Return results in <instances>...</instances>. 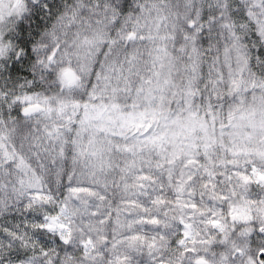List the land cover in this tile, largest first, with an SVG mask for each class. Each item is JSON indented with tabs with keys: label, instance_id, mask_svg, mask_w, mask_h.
Wrapping results in <instances>:
<instances>
[{
	"label": "clouds",
	"instance_id": "9594fccd",
	"mask_svg": "<svg viewBox=\"0 0 264 264\" xmlns=\"http://www.w3.org/2000/svg\"><path fill=\"white\" fill-rule=\"evenodd\" d=\"M0 264H264V0H0Z\"/></svg>",
	"mask_w": 264,
	"mask_h": 264
}]
</instances>
